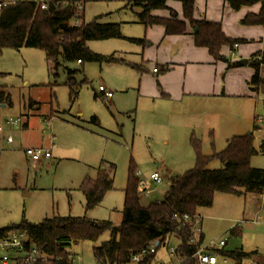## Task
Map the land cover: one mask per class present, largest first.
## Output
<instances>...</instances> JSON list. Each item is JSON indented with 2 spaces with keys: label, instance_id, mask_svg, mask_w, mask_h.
<instances>
[{
  "label": "rangeland",
  "instance_id": "374dc122",
  "mask_svg": "<svg viewBox=\"0 0 264 264\" xmlns=\"http://www.w3.org/2000/svg\"><path fill=\"white\" fill-rule=\"evenodd\" d=\"M137 1L92 0L87 3L84 22L90 24L98 19L101 24H119L122 39L87 42L92 52L107 58L114 56L119 63H88L83 68L71 64L70 68L85 71V76L77 74V83L84 79L88 82L77 88L76 100L71 99L70 88L66 86L67 72L60 68L59 75L55 76L44 52L31 48L5 49L0 55V140L4 149L0 154V228L19 224L24 218L40 223L54 216L86 217L119 226L131 165L144 176L156 171L163 176L171 175V171L183 174L196 163L190 143L192 137L200 141L205 156L224 151L227 139L235 135L253 134L255 147L261 150L264 143V85L259 91L249 85L242 94L226 87V73L233 69L229 63H236L232 62L234 57L230 52L228 56L222 54L229 63L214 60L226 65L225 72L218 76L221 91H225L226 96L206 105L213 110L219 107L220 118L213 117L207 110L205 114L186 112V116L161 120L151 116L152 108L144 107L145 100L139 95L140 76L131 69L133 64H129L139 47L131 40L144 38L138 34L141 25L134 24L136 20L140 23L139 14L143 11ZM122 54L127 55L129 67L122 62ZM139 54L142 57L141 51ZM141 57H136L139 66ZM245 68L252 73L251 82L255 69L249 64ZM261 75L264 77V67ZM102 85L114 93L112 100L95 99ZM93 117L100 125L92 122ZM16 118L22 121L15 126L8 125V121ZM26 121L29 126H25ZM9 136L14 144L7 146L4 140ZM184 143L189 145L186 150L181 146ZM38 148L51 150L52 159L34 165L25 150ZM103 162L116 166L114 190L99 206L86 211L80 186L87 177H97L98 171L104 168ZM251 166L264 169V154L254 156ZM221 167L220 160L214 159L208 169ZM170 181L167 177L150 196L142 194V205L160 201L169 190ZM220 196L229 200H217V210L230 211L235 222L233 226L239 225L242 235L236 237L229 230H222L228 223L223 226L209 224L208 234L203 228L206 239L202 246L229 240L230 248H242L246 253L258 252L262 256L260 262L254 257L244 259L242 264H264V196ZM110 238L111 232L106 231L97 242L72 246L71 252L77 255L74 264H96L93 248ZM179 244L177 237L172 236L158 253L167 256L168 251L177 249ZM168 264H180V261L175 256Z\"/></svg>",
  "mask_w": 264,
  "mask_h": 264
},
{
  "label": "trees",
  "instance_id": "16d2710c",
  "mask_svg": "<svg viewBox=\"0 0 264 264\" xmlns=\"http://www.w3.org/2000/svg\"><path fill=\"white\" fill-rule=\"evenodd\" d=\"M47 10H42L35 2L20 1L4 9L0 13V55L5 49L21 50L23 48L37 49L44 52L47 61L52 64L55 76L59 69L67 72L66 86L70 88L71 99L76 100L81 86L87 84L84 79L77 83L75 77L83 71L70 68L71 64L111 63L113 57H104L92 52L87 47L90 41H106L122 39L119 24H101L98 19L93 23H84L81 27H72L70 21L75 14L74 3L77 0H46ZM179 2L183 8V19H178L176 11L168 7V2ZM230 8L238 12L246 7H252L260 0H225ZM143 8L139 21L146 27L162 26L166 35H186L188 27L193 30L195 45L205 48L216 62H228L222 55V49H233L237 43H245L243 39H232L225 35L222 25L217 22L196 20L194 18L196 0H138ZM167 10L170 17L155 16L154 11ZM244 26L264 25V3L258 15L248 14L242 21ZM136 44H143V39H132ZM229 63V62H228ZM249 65L255 69L250 85L261 89L264 77L261 75L264 67V51L256 53ZM241 63H229L230 68L240 67ZM140 73L142 66L130 65ZM96 98H100L96 94ZM195 152V166L183 174L176 175L171 180V186L165 196L156 202L143 206L139 190V178L136 169L131 165L127 185L124 190V209L122 222L113 226L111 222L89 220L86 217L46 218L40 223L23 219L19 224L0 228V235L10 230L25 232L37 249L48 256L64 257L67 262L72 246L84 242H97L104 232L110 231L111 238L98 247L93 248L96 264H115L128 261L132 255L140 252L152 242H158V250L167 246L170 238L176 236L181 245L177 253L182 264H196L192 259L196 246L190 244V230L180 228L176 216L188 215L195 217L204 208H211L216 194L244 196L248 194L264 195V169L253 168L252 158L259 153L264 154V143L261 150L255 147L253 134L234 136L228 141L227 147L221 153L205 156L202 153L200 141L194 137L190 140ZM219 159L222 167L216 170L208 169L210 162ZM104 169L97 177H87L80 186L85 197V209L90 211L99 206L105 196L114 190L116 166L103 162ZM232 236L239 234L236 227L230 232ZM202 243V239H201ZM226 258L242 264L244 259L262 256L258 252L246 253L238 249L223 254ZM153 258H150V261ZM260 262V261H259ZM260 264V263H259Z\"/></svg>",
  "mask_w": 264,
  "mask_h": 264
},
{
  "label": "crops",
  "instance_id": "0c3cea01",
  "mask_svg": "<svg viewBox=\"0 0 264 264\" xmlns=\"http://www.w3.org/2000/svg\"><path fill=\"white\" fill-rule=\"evenodd\" d=\"M263 3L264 1H260V3L252 7H246L235 12L225 0H196L194 18L196 20L220 23L227 37L245 40V43H238L239 47L237 49L234 47L230 50L228 48L223 49L222 54L228 56L227 54L230 52L232 57H234L232 62L240 60L241 63L242 60H247L249 64V60H251L256 53L264 51V25L244 26L241 24V21L248 14L258 15ZM168 7L176 11L179 20L183 19V8L181 3L169 1ZM152 14L165 18L170 17V12L167 10L154 11ZM134 22V24L141 25L139 27L142 28L138 34L142 37L144 36V38L137 37L134 39H143L145 41L143 44L139 45L137 50L138 53H136L137 56L141 57L139 54L141 51L142 57L140 59V64L142 69H144L143 73L135 70L140 76L138 90L140 98L145 100L144 107L149 105L152 108L150 113L151 116L155 117L156 120H161L165 117L186 116V112L190 114L194 112L205 114L207 110L213 117L220 118L221 113L219 107L213 110V108L208 109L206 105L209 102L214 103L226 96L225 91H221L222 85H219L220 82L218 80L219 74L225 72L226 65L224 63H216L207 49L196 47L193 35L194 32L190 27H188L186 35H166L165 29L162 26L144 27L142 24L138 23V20ZM124 55H121V60L122 62H126V65L129 67L127 64V55ZM136 55L133 56L135 59H132L133 61L129 64H139V61L136 60ZM112 57L116 61L109 64L118 65L119 61L114 56ZM85 65L86 64H82L81 62L76 64L79 68H83ZM245 69V65L241 64V67L230 69L226 73L228 81H225V85L226 87L234 88L236 94H242L250 85L249 79L252 73ZM82 71L83 76H85V71ZM223 88H225V86ZM95 99H98L96 95ZM92 122L96 125H100L96 117H93ZM25 126H29V122L26 121ZM233 137L228 138L227 143ZM1 140L0 150L2 152L4 149L2 148ZM4 143L9 146L14 144V141L12 144H8L7 140H4ZM169 143L170 140L165 142L167 145ZM181 146L184 147V150L189 147L188 143H184V145ZM50 159H52V152L51 158L44 159L40 162H33L29 158L34 165ZM170 173L171 175L163 176L164 181L167 177L172 180L177 175L173 171ZM170 186L171 185H169V188ZM220 195L222 194L218 193L215 195L214 203L211 208L207 210L201 209L199 211L202 229L204 228V232L208 234L209 224H211L210 226H223L228 223V226H225L222 230H229L230 233L232 229L237 227L239 229V234L236 237H241L242 231L239 225L233 226L235 222L233 221L234 218L230 216L231 212L217 210V200H229L228 198H220L222 197ZM204 232L202 234V243L206 239V233ZM177 239L180 241L178 237ZM180 245L181 241L177 248ZM238 249L242 248H230L229 240H227L226 247L221 251L222 255L220 254L219 256L220 264L224 263V253ZM174 257L175 256L170 257L168 254L167 256H160L158 253L157 258L164 264H168V261Z\"/></svg>",
  "mask_w": 264,
  "mask_h": 264
},
{
  "label": "built area",
  "instance_id": "2783aa9c",
  "mask_svg": "<svg viewBox=\"0 0 264 264\" xmlns=\"http://www.w3.org/2000/svg\"><path fill=\"white\" fill-rule=\"evenodd\" d=\"M22 0H0V13ZM92 0H77L74 3L75 14L70 21L72 27H81L84 22V11L87 3ZM263 2L264 0H260ZM38 4L42 10H47L49 3L46 0L34 1ZM65 4H70V0H66ZM239 44H235L234 48L237 49ZM101 96H100V95ZM98 96L105 100H112L114 93L106 88L105 86L99 87ZM21 118L11 119L8 121V125L15 126L21 122ZM13 138L9 136L7 138V143L12 144ZM1 152V150H0ZM25 154L33 162H40L44 159L51 158V150L49 149H27ZM136 176L139 178V190L141 194L145 196H150L155 193L157 187L164 182V177L160 171L153 172L149 176H144L141 172L136 171ZM175 219L180 222V228H186L190 230V244L196 246V251L192 256V259L196 264H220L219 256L221 251L226 247V241L222 240L220 242H213L206 247L202 246L201 239L203 234V229L201 225V217L196 215L195 217H190L188 215L176 216ZM158 242H152L146 248L142 249L140 252L131 256V258L126 262H119L115 264H164L158 257ZM170 257L177 256L179 259V254L177 249H171L168 251ZM222 255V254H221ZM77 255L72 252L68 254L67 262L74 264ZM150 258H153L150 261ZM64 257H53L41 253L37 247L30 241L28 235L20 230H10L2 235H0V264H64ZM182 264L181 259L179 260ZM223 264H237L235 261L224 257Z\"/></svg>",
  "mask_w": 264,
  "mask_h": 264
},
{
  "label": "water",
  "instance_id": "95a60500",
  "mask_svg": "<svg viewBox=\"0 0 264 264\" xmlns=\"http://www.w3.org/2000/svg\"><path fill=\"white\" fill-rule=\"evenodd\" d=\"M241 64L246 66L248 64V61L247 60H242ZM157 245H159V243H157Z\"/></svg>",
  "mask_w": 264,
  "mask_h": 264
}]
</instances>
